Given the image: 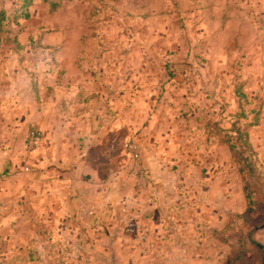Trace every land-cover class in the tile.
I'll list each match as a JSON object with an SVG mask.
<instances>
[{
  "label": "rangeland",
  "instance_id": "1",
  "mask_svg": "<svg viewBox=\"0 0 264 264\" xmlns=\"http://www.w3.org/2000/svg\"><path fill=\"white\" fill-rule=\"evenodd\" d=\"M191 2L0 0V264H264V0ZM37 108L70 125L62 216Z\"/></svg>",
  "mask_w": 264,
  "mask_h": 264
},
{
  "label": "crops",
  "instance_id": "2",
  "mask_svg": "<svg viewBox=\"0 0 264 264\" xmlns=\"http://www.w3.org/2000/svg\"><path fill=\"white\" fill-rule=\"evenodd\" d=\"M242 1L243 0H193V2L191 3L195 5V10L197 12H202L204 10L213 11L214 14H217V16H215L217 18L220 17L221 14H229L233 12L236 9L235 6L239 4V2L242 3ZM204 6L208 8L205 9ZM237 10L239 11L240 9L237 8ZM40 110L42 111V113L39 112ZM36 113H37L36 116L33 117L32 120H30V124H32V126H35L36 127L35 129L44 132L45 137L47 139L46 140L47 152L45 158L46 166L54 165L55 167H57V168L53 167L51 171L46 170V174H45L47 178L46 191L43 196L45 197V202L48 205L47 207L48 212H50L51 214L54 213L56 215L62 216L64 213V208L67 206V204L70 201L69 200L70 194L68 192V186L70 180L69 178L70 173L68 172V164L70 162L69 161L70 157L68 155L69 150L62 147L64 143H67L69 140L70 133L67 132H69L70 125L67 123L68 122L67 117H65V119H62L63 123L56 127V132L54 137L55 139H51L50 131L53 129L51 127V123L54 120V118L52 119V121H50V115H48V113L45 112V109L42 110L40 108L39 109L37 108ZM59 145L61 146L60 147L61 153L59 155H54L53 148L59 147ZM49 153H51V155H49ZM2 156H4L3 159L5 161L4 162L5 166L8 163L12 164V162H15L13 151L11 152L9 150L7 151V153H4V155ZM82 161L83 163H85L87 161V158L84 157L79 162ZM87 174L89 175L91 173H87ZM78 176H80V174L77 175V180L80 179L78 178ZM38 185H39L38 178L37 176H35L34 178H32V183L30 185V193H31L30 198L34 204L38 203L39 199H41L42 197L38 193L37 190ZM59 185L61 189H58ZM3 195L4 192L0 193V199Z\"/></svg>",
  "mask_w": 264,
  "mask_h": 264
},
{
  "label": "built area",
  "instance_id": "3",
  "mask_svg": "<svg viewBox=\"0 0 264 264\" xmlns=\"http://www.w3.org/2000/svg\"><path fill=\"white\" fill-rule=\"evenodd\" d=\"M43 137L41 130L35 129L28 136V142L31 147H35L39 144ZM125 150L129 152L134 161H141V152L139 146L132 140L125 143ZM28 170V169H27Z\"/></svg>",
  "mask_w": 264,
  "mask_h": 264
},
{
  "label": "trees",
  "instance_id": "4",
  "mask_svg": "<svg viewBox=\"0 0 264 264\" xmlns=\"http://www.w3.org/2000/svg\"><path fill=\"white\" fill-rule=\"evenodd\" d=\"M249 205L252 206L253 205V201L251 200V198L249 197Z\"/></svg>",
  "mask_w": 264,
  "mask_h": 264
}]
</instances>
